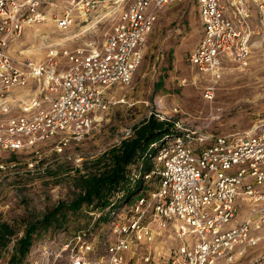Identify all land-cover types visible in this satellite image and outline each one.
<instances>
[{"label":"built area","instance_id":"obj_1","mask_svg":"<svg viewBox=\"0 0 264 264\" xmlns=\"http://www.w3.org/2000/svg\"><path fill=\"white\" fill-rule=\"evenodd\" d=\"M183 1L0 0V153L28 151L55 137L57 154L81 143L104 121L114 91L132 82L159 13ZM195 2L202 39L188 62L215 84L229 63L249 64L252 11L264 21V0ZM47 17L62 33L80 27L63 43L102 21L111 26L102 41L84 39L50 51L45 61L15 63L12 43ZM153 148L151 171L133 167L130 179L148 186L154 177L155 185L125 207H114L123 193L112 198L105 210L113 238L104 253L78 233L63 246L69 264H152L167 228L180 243L169 264H235L264 241V123L213 139L170 134Z\"/></svg>","mask_w":264,"mask_h":264},{"label":"rangeland","instance_id":"obj_2","mask_svg":"<svg viewBox=\"0 0 264 264\" xmlns=\"http://www.w3.org/2000/svg\"><path fill=\"white\" fill-rule=\"evenodd\" d=\"M110 26L109 22L102 21L78 40L63 43L64 39L78 34L80 27L62 33L47 17L44 23L26 29L12 43L9 54L15 63L25 59L45 61L50 51L60 53L63 47L72 49L84 39L102 41ZM251 27L249 64L240 69L229 63L220 80L212 84L188 62L202 39L195 0H184L162 10L147 38L142 64L132 82L114 91L113 105L104 121L81 143H71L57 154L53 150L58 140L55 137L28 151L0 153V223H7L15 231L8 246L0 250V264H8L26 225L40 220L57 203L70 202L78 193L75 181L91 167L88 164L129 138L132 128L151 114L170 123L175 136L199 135L213 139L247 132L263 124L264 21L255 10ZM210 86L212 96L208 99L205 93ZM137 167L141 169L142 162ZM156 181L152 177L149 187L143 185V190L152 189ZM118 212H122L120 208ZM110 221V212L106 210L86 208L67 214L60 228L52 226L33 237L21 264H69V253L63 251V246L78 233H84L95 251L103 254L106 242L113 238ZM179 245L172 230L162 231L155 243L161 256L152 257V264H169ZM235 264H264V241L248 250Z\"/></svg>","mask_w":264,"mask_h":264},{"label":"trees","instance_id":"obj_3","mask_svg":"<svg viewBox=\"0 0 264 264\" xmlns=\"http://www.w3.org/2000/svg\"><path fill=\"white\" fill-rule=\"evenodd\" d=\"M171 124L160 121L151 114L145 121L132 128V135L122 140L118 146L111 147L97 159L89 163L91 166L80 175L75 186L78 193L68 203L59 202L40 220L26 225L23 235L16 241L15 252L8 264H21L33 243V237L41 230L54 226L60 228V222L67 214H76L84 209L104 211L119 193L124 194V203L138 195L143 189L142 181H132L130 173L133 167L142 162V174L151 169V156L156 152L151 145L159 143L162 137L174 134ZM122 201V203H123ZM119 202L114 207H119ZM126 203V204H127ZM15 231L7 224L0 223V250L8 246Z\"/></svg>","mask_w":264,"mask_h":264},{"label":"bare ground","instance_id":"obj_4","mask_svg":"<svg viewBox=\"0 0 264 264\" xmlns=\"http://www.w3.org/2000/svg\"><path fill=\"white\" fill-rule=\"evenodd\" d=\"M74 37V36H73Z\"/></svg>","mask_w":264,"mask_h":264}]
</instances>
